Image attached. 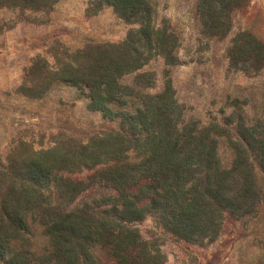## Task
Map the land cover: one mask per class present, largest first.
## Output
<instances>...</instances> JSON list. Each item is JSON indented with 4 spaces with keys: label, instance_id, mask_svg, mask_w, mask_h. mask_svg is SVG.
<instances>
[{
    "label": "rangeland",
    "instance_id": "374dc122",
    "mask_svg": "<svg viewBox=\"0 0 264 264\" xmlns=\"http://www.w3.org/2000/svg\"><path fill=\"white\" fill-rule=\"evenodd\" d=\"M99 1L0 0V176L40 152L65 154L119 131V119L90 108L86 88L64 81L69 66H86L90 53L121 47L138 28ZM147 1L154 28L175 38L173 59L155 54L119 83L148 95L169 84L184 125H219L233 139L240 124L262 131L264 0H235L224 12L220 0ZM229 139L218 141L223 168L232 161ZM67 176L83 188L67 209L92 210L109 192L99 167ZM254 176L257 203L224 213L205 234L180 238L157 214L129 227L160 253L161 264H264V169L254 164ZM31 241L35 249L44 244L36 231ZM101 255L94 251L98 261Z\"/></svg>",
    "mask_w": 264,
    "mask_h": 264
},
{
    "label": "trees",
    "instance_id": "16d2710c",
    "mask_svg": "<svg viewBox=\"0 0 264 264\" xmlns=\"http://www.w3.org/2000/svg\"><path fill=\"white\" fill-rule=\"evenodd\" d=\"M220 2L222 12L236 3ZM102 3L138 28L121 47L90 53L86 66H69L64 81L86 88L90 108L119 119L120 129L65 154L40 152L0 176V264H161L131 223L157 214L172 234L191 239L216 227L224 213L257 203L254 164L263 171L264 128L240 124L233 139L219 125L187 126L169 84L157 95L122 86L121 77L151 56L172 61L175 38L154 28L147 0ZM225 137L233 153L228 168L217 157ZM96 167L108 194L92 210L67 209L83 189L67 175ZM35 231L44 239L39 249L31 243Z\"/></svg>",
    "mask_w": 264,
    "mask_h": 264
}]
</instances>
